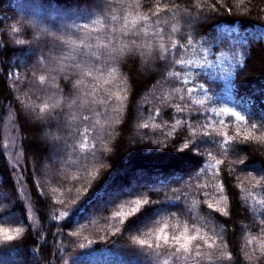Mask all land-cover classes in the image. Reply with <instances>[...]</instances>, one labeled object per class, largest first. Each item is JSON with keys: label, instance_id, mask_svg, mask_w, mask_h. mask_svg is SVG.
Returning <instances> with one entry per match:
<instances>
[{"label": "trees", "instance_id": "trees-1", "mask_svg": "<svg viewBox=\"0 0 264 264\" xmlns=\"http://www.w3.org/2000/svg\"><path fill=\"white\" fill-rule=\"evenodd\" d=\"M0 199V264H264V0H0Z\"/></svg>", "mask_w": 264, "mask_h": 264}, {"label": "snow or ice", "instance_id": "snow-or-ice-1", "mask_svg": "<svg viewBox=\"0 0 264 264\" xmlns=\"http://www.w3.org/2000/svg\"><path fill=\"white\" fill-rule=\"evenodd\" d=\"M89 75H91V73H89ZM45 107H47V106H45ZM41 111H44V109H41ZM240 118L243 119V117H240ZM117 215H119V213H117ZM167 227H168V225L165 223L163 225V227L159 230V234L157 236V239L162 241L163 245L175 248V251L172 253V255L177 256V258H181L178 256V253H181V252L191 253V251H192L191 242L193 240L197 239L198 237L186 235V233L188 231L187 227L185 228L184 233H181L180 235H177L175 237H170L165 232ZM5 231H7V230H5ZM13 238L14 237L5 234L6 240H11ZM169 240L174 241V243L169 245ZM139 243L141 245H145L147 242L144 240H141V241H139ZM157 247H160V245L158 244Z\"/></svg>", "mask_w": 264, "mask_h": 264}, {"label": "rangeland", "instance_id": "rangeland-1", "mask_svg": "<svg viewBox=\"0 0 264 264\" xmlns=\"http://www.w3.org/2000/svg\"><path fill=\"white\" fill-rule=\"evenodd\" d=\"M14 7H16L17 8V10L19 11L18 13L20 14L21 12H27V13H30L33 17H35V19L37 18V19H44V17H41V16H43V14H41L42 12H41V9H40V7L38 6V5H34V4H26V3H23V5H21L20 3L19 4H16V5H14ZM64 20V18L62 17L58 22H57V24H59V25H61L62 23H64L65 22V20ZM48 22V21H47ZM44 135H45V138L46 139H48L50 142H51V144L52 143H54V140L53 139H55V133H49L48 132V129H46V130H44ZM50 159L52 160L53 159V161L56 159L55 158V156L53 155V156H50ZM45 171H43L42 173H44ZM40 173H41V171H40ZM1 201H0V204L1 205H3V206H5L6 204H4V202H3V199H0Z\"/></svg>", "mask_w": 264, "mask_h": 264}]
</instances>
